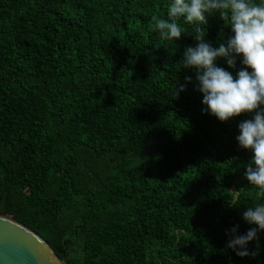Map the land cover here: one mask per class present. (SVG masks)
Returning <instances> with one entry per match:
<instances>
[{"label": "trees", "instance_id": "obj_1", "mask_svg": "<svg viewBox=\"0 0 264 264\" xmlns=\"http://www.w3.org/2000/svg\"><path fill=\"white\" fill-rule=\"evenodd\" d=\"M169 3L0 0V214L64 264H264V231L255 256L227 247L264 202L236 139L254 113L204 111L179 65L192 26L174 42L152 29ZM205 34L218 47L232 33L217 13ZM241 59L216 64L235 77Z\"/></svg>", "mask_w": 264, "mask_h": 264}, {"label": "clouds", "instance_id": "obj_2", "mask_svg": "<svg viewBox=\"0 0 264 264\" xmlns=\"http://www.w3.org/2000/svg\"><path fill=\"white\" fill-rule=\"evenodd\" d=\"M219 14L231 35L226 43L213 47L205 42V27L210 16ZM192 26L194 47H187L179 63L183 69H195L197 90L202 93L205 112L221 122L246 113H254L252 119L242 121L240 134L236 137L240 148L252 153L245 166V178L264 199V0H170L167 19L151 16L152 29L161 40H179L182 31L179 21ZM240 57L242 67L233 76L232 72L219 67L218 59H224L235 69ZM249 69L251 71H249ZM186 83L192 81L185 77ZM186 88L176 87L175 96ZM248 225H256L245 234H238V225L231 229L227 247L237 256H255L248 249L249 242L258 240V233L264 231V202L247 207L242 213Z\"/></svg>", "mask_w": 264, "mask_h": 264}, {"label": "water", "instance_id": "obj_3", "mask_svg": "<svg viewBox=\"0 0 264 264\" xmlns=\"http://www.w3.org/2000/svg\"><path fill=\"white\" fill-rule=\"evenodd\" d=\"M35 231L0 214V264H64Z\"/></svg>", "mask_w": 264, "mask_h": 264}]
</instances>
